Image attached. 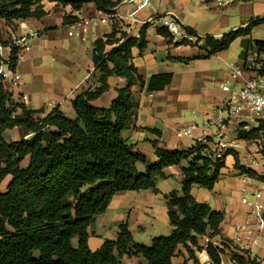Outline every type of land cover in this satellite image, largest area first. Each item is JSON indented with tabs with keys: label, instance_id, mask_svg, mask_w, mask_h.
<instances>
[{
	"label": "trees",
	"instance_id": "1",
	"mask_svg": "<svg viewBox=\"0 0 264 264\" xmlns=\"http://www.w3.org/2000/svg\"><path fill=\"white\" fill-rule=\"evenodd\" d=\"M123 0H0V21L13 25L17 21L41 19L47 12L43 2L70 6L73 12L86 4L98 11L114 14ZM77 21L71 15L64 24ZM264 20L253 21L220 39L204 38L206 53L201 59L226 51L239 38H247ZM146 27L138 38L128 37L119 23L112 33L94 44L93 63L100 73V87L85 91L72 102L74 119H68L58 109L41 119L36 112L15 104L0 84V186L10 177L5 193H0V264H121V258H143L148 264H173L180 246L197 264L195 251H201L199 238L220 234L224 214L199 203L192 195L194 186L212 191L225 167L226 154L215 158L207 145H197L188 151H166L154 143L157 162L135 154L122 138V133L134 127L138 104L132 88L144 86V80L132 63V49L141 52L147 46ZM191 37H197L186 29ZM157 33L170 45L173 38L165 28ZM203 40L197 39V43ZM178 45L195 46L182 41ZM264 54V42L243 41L241 58H246L250 46ZM264 73V67L260 70ZM126 79L127 86L117 90V98L108 108L93 103L109 90L110 77ZM171 74L153 76L148 92L164 90L171 84ZM20 111V114H17ZM23 128L32 138L7 144L2 139L5 130ZM264 124L250 131H240L239 138L257 140ZM191 159L183 169L185 179L180 192L165 196L172 227L169 236H160L149 246L135 243L127 223L120 225L118 237L107 240L97 251L88 246L89 227L102 215L119 193L156 191V177L166 168L179 166ZM28 160L27 167H23ZM235 167L250 178L262 180L256 173L239 165ZM145 166L141 173L137 165ZM78 241L74 248L73 240ZM194 249V250H193ZM213 264H220L223 250L209 244L206 248ZM230 251L236 264H261L249 253Z\"/></svg>",
	"mask_w": 264,
	"mask_h": 264
},
{
	"label": "crops",
	"instance_id": "2",
	"mask_svg": "<svg viewBox=\"0 0 264 264\" xmlns=\"http://www.w3.org/2000/svg\"><path fill=\"white\" fill-rule=\"evenodd\" d=\"M188 1L190 0H153L149 8L137 12H133L132 7L123 2L116 8V13L122 16L118 22L128 37L138 38L142 29L146 27L147 42L142 52L138 48L132 49V63L142 76L144 86L136 85L132 88L138 110L135 114L134 127L125 130L122 138L133 153L144 156L151 164L158 161L154 143H158L159 147L166 151H188L206 142L213 154L219 152L221 141L227 143L225 167L221 170V177L213 190L209 191L199 186H194L192 189V195L197 202L207 204L212 210L224 214L220 234L212 238L208 236L199 238V246L202 249L199 252L195 251L197 264H213L206 251L208 246L206 239H210L211 243L218 246L225 245L226 250H233L244 257L243 252L249 253L251 258L264 264V249L261 246L264 245V229L260 245H253L260 219L253 214L248 205L241 203L246 195L249 202L254 201L252 195L257 193L264 198L262 133L257 140H244L239 138L242 128L229 124L225 130L220 131L214 125L218 116V107L228 98V93L222 90V86L233 83L232 87L236 88L242 84L241 80L237 82L231 80L229 73L233 68L244 67L241 54L243 41L247 38L237 39L241 43L238 60L233 59L231 62L229 59L230 48L237 40L228 50L208 59H201L200 57L206 53L204 38L209 35L198 34L197 25L192 26L191 12L188 11L186 4ZM198 1L207 3L206 0ZM240 1L246 2L239 0L231 6L244 10L245 15L252 14V17L264 18L263 0H256L258 2L252 5L251 12H249L251 5H237L241 4ZM42 5L47 14L41 19L17 21L11 26L0 21V44L4 45L2 59L12 56V50L7 46L11 36L30 37L32 40L31 52L19 69L21 85L16 87L11 82L4 81L2 86L15 104L23 105L28 110L38 113L37 117L41 119L56 109L68 119H74L75 112L72 105L74 99L85 91H95L100 87V73L94 67L92 54L95 42L112 33V24L105 21L106 14L98 11L94 4H86L78 12H73L70 6L55 3L43 2ZM69 15L75 17L76 22L91 21L89 35L84 41L68 36L69 29L68 25L64 24V18ZM166 15L175 19L184 31L191 29L196 33L197 37L188 34L191 39L187 41L195 46L178 45L182 42L179 39H173V44L170 45L157 33L158 28H164L162 17ZM213 20L212 15L204 18L205 24H211ZM214 29L215 27L211 31ZM198 38L203 40L197 43ZM165 74L172 75L171 84L162 91L149 93L148 84L151 78ZM108 85L109 90L93 103L94 106L108 108L117 98V90L124 89L127 81L113 76L108 79ZM23 97L27 99L24 100ZM17 114H20V111ZM223 116L228 118L226 114ZM249 124L251 129L259 127L253 122ZM191 126L195 127L191 136H177L178 131ZM1 137L5 143L11 144L29 140L32 134L17 127L5 130ZM235 157L238 158L242 168L256 173L262 180L250 178L238 170L235 167ZM190 162L191 159H188L182 161L179 166L166 168L162 177H156V191L117 194L105 212L96 217L95 222L88 229L89 249L94 252L99 250L105 241L116 240L119 227L124 223L128 224L133 241L134 233L146 235L147 226L150 224L160 226L161 231H166V227L170 226L172 232L165 196L174 191H181L178 187L182 188L185 179L183 169L188 168ZM27 165L28 160L24 162L23 167ZM137 168L141 173L146 170L141 164H138ZM9 181L10 177L2 183L0 193L6 192ZM237 226L246 227L252 230L253 234L256 233L252 236L249 247L245 249L239 245L227 246L234 238ZM150 237L152 238L151 235ZM120 261L121 264H148L143 258L127 256L122 257ZM172 261L173 264H196L189 257L185 246L179 247ZM224 264L236 263L226 259Z\"/></svg>",
	"mask_w": 264,
	"mask_h": 264
},
{
	"label": "built area",
	"instance_id": "3",
	"mask_svg": "<svg viewBox=\"0 0 264 264\" xmlns=\"http://www.w3.org/2000/svg\"><path fill=\"white\" fill-rule=\"evenodd\" d=\"M219 8H226L237 3L239 0H206ZM125 4L132 7L133 12L141 11L149 8L153 0H123ZM105 14V13H104ZM120 14H106V20L109 21L112 26L114 23H119L118 20L121 19ZM162 26L168 31L173 39H179L181 41L190 40V36L181 25L173 18L168 15L162 17ZM91 26V21H81L75 22L68 25V36L70 38H77L84 41L89 35V27ZM8 48L12 50V56L6 59H2V53L4 50V45L0 44V84L4 81H9L13 86L21 85V75L19 72L20 67L26 62L27 56L32 49V40L30 37H20L13 35L8 41ZM261 53L258 48L254 45L250 46L246 51V58L244 60V67L233 68L229 76L231 80L237 82L242 81V87L240 89L233 88L230 83H226L222 86V90L228 93V98L223 101V103L218 107V116L214 121L220 131L226 129L229 124H234L243 130H250V122L256 123L258 126L264 124V73H260L256 69V65L259 62ZM248 74V75H247ZM246 75V77H245ZM24 100L27 97H23ZM226 114L228 118L223 115ZM194 126L188 127L185 130L178 131L177 136H191ZM261 139L264 140V133L261 135ZM200 145H207L206 142ZM219 152L214 154L215 158H221L227 154L228 144L225 142L219 143ZM254 198L253 202L248 201V195H246L241 203L248 205L253 214H255L260 219L259 230L256 237L253 239V245H260V239L262 236V231L264 229V198L260 193L252 195ZM253 234L252 230L247 229L243 226H237L235 230V235L232 241L228 242L227 246L239 245L241 248L245 249L249 247L250 240ZM246 235V237H244ZM208 245H213L218 250H223L224 254L220 255L221 263L224 264L225 260H229L235 263L231 256L230 251L226 250L225 245L218 246L215 243H211L210 239H206ZM264 249V245H261Z\"/></svg>",
	"mask_w": 264,
	"mask_h": 264
},
{
	"label": "rangeland",
	"instance_id": "4",
	"mask_svg": "<svg viewBox=\"0 0 264 264\" xmlns=\"http://www.w3.org/2000/svg\"><path fill=\"white\" fill-rule=\"evenodd\" d=\"M257 2L258 1L256 0H246V2L240 1L241 4H237V5H241V6L247 4L251 5L249 6V12H251L253 9L252 5H254ZM186 4L188 5V11L191 12L190 14V17L192 19L191 24L192 26H194L195 24L197 25L199 32L198 34H203L202 36L220 35L219 37H216V38H220L231 31L244 28L253 21L255 22L258 20L261 21L264 20V18H258L255 16L252 17V14L250 15L251 17L245 15V11L239 10L237 6H231L226 9H222L210 2L200 3L198 0H190ZM186 4L184 5V7L187 6ZM207 15L214 16V20H213L214 22L211 21L210 22L211 24H205L204 18L207 17ZM213 27H215V29L211 31ZM247 39H250L251 41L264 42V23L255 27L251 35L248 36ZM240 52H241V43L240 40H237L230 48L229 51L230 61L232 62L233 59L238 60V56ZM263 67H264V54H261L260 60L256 65V69L260 71ZM230 85L233 86V83H231ZM241 87L242 84L240 85V87H236V89H240ZM178 190L179 191L181 190L180 186L178 187ZM152 225L150 224V226H147L148 228L147 234L149 235L134 233L135 234L134 242L149 246L151 244L152 239L160 236H169L171 234L170 226H168V228L166 227V231H161L160 226L156 224H152ZM150 235L152 236V238L150 237ZM72 245L74 248H77L78 241L76 239L73 240Z\"/></svg>",
	"mask_w": 264,
	"mask_h": 264
}]
</instances>
